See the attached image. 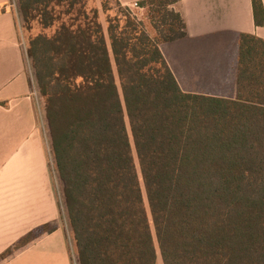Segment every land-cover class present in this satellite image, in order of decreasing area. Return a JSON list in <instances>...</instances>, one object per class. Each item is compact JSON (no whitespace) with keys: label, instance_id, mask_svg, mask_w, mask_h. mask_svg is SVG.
<instances>
[{"label":"trees","instance_id":"16d2710c","mask_svg":"<svg viewBox=\"0 0 264 264\" xmlns=\"http://www.w3.org/2000/svg\"><path fill=\"white\" fill-rule=\"evenodd\" d=\"M17 1L78 264H264V41L241 35L235 99L190 94L160 49L180 0L139 4L155 38L117 0L107 28L86 0Z\"/></svg>","mask_w":264,"mask_h":264},{"label":"crops","instance_id":"0c3cea01","mask_svg":"<svg viewBox=\"0 0 264 264\" xmlns=\"http://www.w3.org/2000/svg\"><path fill=\"white\" fill-rule=\"evenodd\" d=\"M117 1L131 8L144 0ZM14 5L0 0V264H72L45 150L39 93ZM171 9L183 18L187 35L160 49L183 91L235 99L241 35L264 41V23L256 24L252 0H180ZM144 23L155 38L150 21ZM45 225L55 230L16 248Z\"/></svg>","mask_w":264,"mask_h":264},{"label":"rangeland","instance_id":"374dc122","mask_svg":"<svg viewBox=\"0 0 264 264\" xmlns=\"http://www.w3.org/2000/svg\"><path fill=\"white\" fill-rule=\"evenodd\" d=\"M13 3L15 4L14 9H15V12L17 14V18L19 19L21 32H23L24 46H25L26 50H28V44H29L30 39L35 35L43 33V30H42L41 25L38 22H33L31 28L30 29L27 28V26L24 24V20H23V17L21 15V12H20V7H19L18 1L13 0ZM103 5L106 8L105 10H104ZM128 9L131 10V12L133 13V14L131 13V16L138 18L143 24H146V23H144V21L147 23L149 22L147 10L145 8L131 7ZM85 10L90 15V17L93 16V12L97 11L99 14L101 23L107 28L108 27L107 21L110 18H115L116 15L119 13L120 8L118 7L116 0H86ZM46 33L51 34L49 30L46 31ZM27 61L29 64L28 66L30 68V74H31L32 79L34 81V84L36 86L37 92L39 93L38 88H37V84H36V78H35L34 70H33V67L31 65L29 58H27ZM39 102H40V106H41L40 107L41 108V115L44 118L42 129H43V132L45 135L44 136L45 150H46V155L49 157V160H50V165H51V170H52L53 180H54V187H55L54 191H55V193L57 195V199H58V208H59V213H60V224L63 227H65L66 232H67V251H68V254L70 256V260L72 261L71 263L72 264H78L77 258H76V249L74 246L71 228L69 225V221H68V217H67V213H66V208L64 205V197H63V190H62L63 188H62L61 181L58 177V173L56 171V167H55V163H54L52 144H51L48 124H47V121L45 118V102H44V99H42L40 93H39ZM136 161L138 163L137 158H136ZM51 227L53 228V226H51ZM59 259H60V257H59ZM157 264H163L162 257H161L159 252H158V258H157Z\"/></svg>","mask_w":264,"mask_h":264},{"label":"built area","instance_id":"2783aa9c","mask_svg":"<svg viewBox=\"0 0 264 264\" xmlns=\"http://www.w3.org/2000/svg\"><path fill=\"white\" fill-rule=\"evenodd\" d=\"M133 7L134 8H140L139 4H135Z\"/></svg>","mask_w":264,"mask_h":264}]
</instances>
